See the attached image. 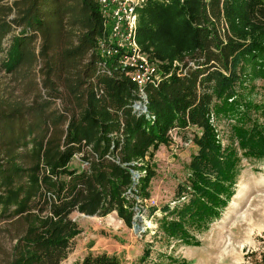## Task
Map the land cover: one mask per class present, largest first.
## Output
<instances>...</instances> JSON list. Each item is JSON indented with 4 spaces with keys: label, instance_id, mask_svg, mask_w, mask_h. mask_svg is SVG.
I'll use <instances>...</instances> for the list:
<instances>
[{
    "label": "trees",
    "instance_id": "obj_1",
    "mask_svg": "<svg viewBox=\"0 0 264 264\" xmlns=\"http://www.w3.org/2000/svg\"><path fill=\"white\" fill-rule=\"evenodd\" d=\"M231 1L249 0H191L193 12L176 0H149L138 10L141 45L183 11L192 41L180 68L144 86L148 103L140 112L134 110L137 86L116 56L101 53L105 32L97 0H0V65L27 79L25 87L36 85L28 102L0 92V220H11L17 231L6 264H59L79 233L74 211L116 212L131 227L154 174L145 157L173 127L199 131L175 203L160 206L158 231L189 242L190 228L220 214L232 194L238 148L264 156L262 129L242 124L233 141L222 144L209 119L212 107L233 108L258 58L255 42L219 31ZM32 68L39 81H29ZM149 255L144 249L136 264H148Z\"/></svg>",
    "mask_w": 264,
    "mask_h": 264
},
{
    "label": "rangeland",
    "instance_id": "obj_2",
    "mask_svg": "<svg viewBox=\"0 0 264 264\" xmlns=\"http://www.w3.org/2000/svg\"><path fill=\"white\" fill-rule=\"evenodd\" d=\"M176 1L179 8L193 12V8L188 9L194 7L191 0ZM226 10L223 9L219 25L222 37L255 42L258 58L250 67L248 86L238 88L233 108L225 112L211 108L209 119L222 144L233 141L237 126L242 124L264 131V0L231 1ZM12 17L10 14L9 18ZM185 17L189 18V13L183 11L175 19L157 25L148 40L143 45L139 43L143 55L161 77L180 68L188 59L186 51L192 41ZM12 34L3 39L5 47ZM35 71L36 68L29 70V81H39ZM26 80L6 72L0 65V92L5 95L28 102L36 85L27 88ZM56 103L61 105L59 100ZM198 131L192 125L170 128L165 139L150 148V155L145 157L154 173L145 184L149 197L138 199L131 227L116 212L105 216L71 213L79 233L69 241L59 264H136L144 249L150 253L148 264H264V156L248 155L242 148H238L232 194L217 217L190 228L193 236L189 242L168 238L158 231V219L163 216L160 206L175 203L174 190L189 173L188 163L196 150L191 138ZM77 161L75 156L74 162ZM152 207L156 208L153 213L148 211ZM14 228L11 220H0V264H6L15 243Z\"/></svg>",
    "mask_w": 264,
    "mask_h": 264
},
{
    "label": "built area",
    "instance_id": "obj_3",
    "mask_svg": "<svg viewBox=\"0 0 264 264\" xmlns=\"http://www.w3.org/2000/svg\"><path fill=\"white\" fill-rule=\"evenodd\" d=\"M148 1L97 0L105 32L104 41H100L101 53L106 57L116 56L118 65L126 70L128 79L137 86L136 111L140 107L146 110L144 86L157 85L163 78L143 55L137 39L138 10Z\"/></svg>",
    "mask_w": 264,
    "mask_h": 264
}]
</instances>
